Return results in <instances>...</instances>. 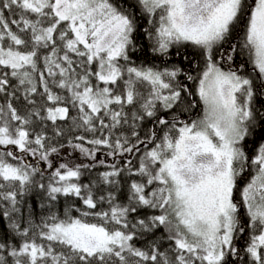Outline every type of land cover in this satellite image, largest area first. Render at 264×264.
I'll return each mask as SVG.
<instances>
[{
	"label": "snow or ice",
	"instance_id": "snow-or-ice-1",
	"mask_svg": "<svg viewBox=\"0 0 264 264\" xmlns=\"http://www.w3.org/2000/svg\"><path fill=\"white\" fill-rule=\"evenodd\" d=\"M136 8L153 53L202 51L185 73L197 118L180 68L132 62ZM244 51L264 90V0H0V264H264V142L245 151L264 112L233 67Z\"/></svg>",
	"mask_w": 264,
	"mask_h": 264
},
{
	"label": "trees",
	"instance_id": "trees-1",
	"mask_svg": "<svg viewBox=\"0 0 264 264\" xmlns=\"http://www.w3.org/2000/svg\"><path fill=\"white\" fill-rule=\"evenodd\" d=\"M131 2V0H130ZM137 16L138 26L139 30L136 34V39L134 41L135 47L131 50V60L134 62L137 66L143 65L146 67H152L155 66L156 68L163 69L164 67H178L180 68L181 75L178 78V80L182 83H188L194 91L193 97L190 99H194L198 103V107L195 109H192L190 112L183 113V118H197L198 116L202 115L203 105L199 104V97L195 95V84L192 82H189L185 79V73H190L194 77H198L201 72L204 69L205 61L204 57L202 55V51L196 47H191L190 45H174L169 49V53L166 56H161L159 54L153 53L152 51V41H150L147 36L144 34L145 30H151V25L148 24L147 16H143V14L139 11V9L134 10ZM243 37V32H239L238 34H234L233 36H230L228 39L229 41L234 45H239V42L241 43ZM237 43V44H236ZM224 48L228 47V44L223 45ZM240 50L238 49V53ZM179 53V55L177 54ZM187 57V59H185ZM241 63H243L246 67L243 71L240 72L242 75L250 76L254 80V87L257 88V94L254 96L253 99V106L259 110L260 112H264V90L261 92V89L258 88L259 85V78H258V72H255L253 69V65L251 62H249V55L247 51H244L242 54H238L235 57V63L233 65L234 68L239 66ZM224 70H227L228 65L223 64L222 65ZM151 127V124L145 123L144 130ZM143 135V131L141 132ZM261 133L257 130L255 136L249 135L247 137V144L245 145V151L247 155L251 158L255 155L256 148L258 147L259 143H261L263 140L260 139ZM253 140H255V143H253ZM78 157L77 159H79ZM101 159H103V155L100 156ZM63 160V158H60ZM133 162L135 163V157H132ZM109 162H111V159L109 158ZM250 171V170H249ZM250 175L248 176V179H250ZM28 201V205L30 207L35 208V220L37 223H39L41 217L43 215H46V211L41 208L42 199L40 196L29 194L26 197ZM123 199V197H121ZM46 203V202H45ZM73 203L72 200H67L64 197H60V199L55 202L54 207L52 208V211L56 212L58 215H63V211L66 207L70 206ZM77 206L79 202L77 201ZM73 215H76V213H73ZM0 227H2V224H0ZM159 235V233L157 234ZM247 240V236H244L242 238H238V242L241 247L244 246L245 242Z\"/></svg>",
	"mask_w": 264,
	"mask_h": 264
},
{
	"label": "rangeland",
	"instance_id": "rangeland-1",
	"mask_svg": "<svg viewBox=\"0 0 264 264\" xmlns=\"http://www.w3.org/2000/svg\"><path fill=\"white\" fill-rule=\"evenodd\" d=\"M137 9H139V8H137ZM239 44H240V42H239ZM191 47L193 48V46H191ZM249 62H250V60H249ZM256 90H257V88H256ZM261 92H263V91L261 90ZM262 142H264V140ZM61 152L63 153V155L60 158H63V160L69 159V154H71L73 157H76V158L79 157L78 153H74L73 150L71 148H68V147H65L64 149H61Z\"/></svg>",
	"mask_w": 264,
	"mask_h": 264
}]
</instances>
